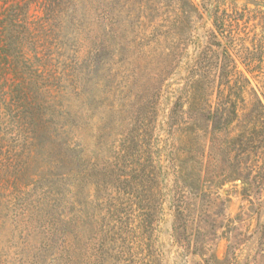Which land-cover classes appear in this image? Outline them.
<instances>
[{
	"label": "rangeland",
	"instance_id": "obj_1",
	"mask_svg": "<svg viewBox=\"0 0 264 264\" xmlns=\"http://www.w3.org/2000/svg\"><path fill=\"white\" fill-rule=\"evenodd\" d=\"M177 1L0 0V264H264V162L246 190L238 180L199 191L188 223L170 206L164 156L184 65L213 29L201 5L232 13L221 49L264 101V0H190L202 16L192 31ZM177 20L174 47L164 27ZM168 48L176 62L188 55L160 98L152 77ZM187 117L210 131L203 115ZM65 237L77 239L76 259Z\"/></svg>",
	"mask_w": 264,
	"mask_h": 264
},
{
	"label": "trees",
	"instance_id": "obj_2",
	"mask_svg": "<svg viewBox=\"0 0 264 264\" xmlns=\"http://www.w3.org/2000/svg\"><path fill=\"white\" fill-rule=\"evenodd\" d=\"M177 3H179L181 19H184L186 24L188 21L186 29L192 31L191 26L194 23L192 17L202 19L199 7L190 0H179ZM201 7L212 20L213 29L209 36L205 37L207 40L204 44L198 43L195 55L190 57L184 65L183 80L187 83V88L179 90L175 106L168 117L167 127L169 139H171L169 141L172 143L168 153L164 155L168 160V173L174 176L175 180V190H170V206L182 220L188 223L192 220L188 218L193 206L192 202L198 197L199 191L213 194L214 189L217 194L221 186L238 180L246 190L250 187L254 172L255 179H261L260 175L263 171L261 163L264 162V101L251 86L250 80L238 70L231 55L232 51L221 49L224 46L219 41V37L233 41L232 33L229 31V28L233 26L232 13L221 12L214 5L213 7L201 5ZM164 28L168 31L171 29L166 35L168 40L171 37L174 39V44L171 45L176 47L177 44L182 43L185 29L183 22L177 20ZM193 40L194 37L190 33L189 46L194 44ZM166 50L162 54L160 66L152 77L156 82L161 83L160 89L154 93L160 98L168 79L188 55L186 51H183L180 55L181 60L176 62L177 56L179 57L176 48ZM222 56L225 58L223 64ZM210 84L214 87L212 94L208 95ZM207 96L213 97L215 102L205 108L201 106V102L203 103L205 101L203 99ZM192 113L195 116L200 114L206 117L210 131L202 133L197 125H194L192 118L187 117ZM71 119L72 117H69L68 122H71ZM206 133L209 135L208 138ZM72 144L75 145V142L70 141L68 148L72 147ZM231 164H233L232 168H230ZM158 165L157 167L161 169L154 173V181L157 182L154 201L156 203L158 197L155 208L159 206L160 210L163 201L162 193L165 189L163 182L165 174L162 171L163 167ZM208 177L214 178L213 186L205 183ZM149 178L147 176L143 181L148 183ZM166 195L170 196L169 193ZM216 197L219 201V195ZM142 212L141 222L148 226L150 215L148 208H144ZM104 236L108 237L106 233ZM63 243V254L71 260L76 259L77 239L65 237Z\"/></svg>",
	"mask_w": 264,
	"mask_h": 264
}]
</instances>
